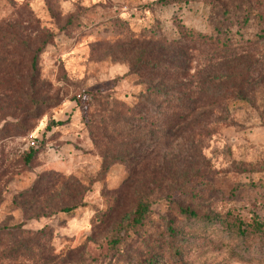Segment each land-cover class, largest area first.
I'll return each instance as SVG.
<instances>
[{
  "label": "rangeland",
  "instance_id": "rangeland-1",
  "mask_svg": "<svg viewBox=\"0 0 264 264\" xmlns=\"http://www.w3.org/2000/svg\"><path fill=\"white\" fill-rule=\"evenodd\" d=\"M157 1L0 0V264H264V0Z\"/></svg>",
  "mask_w": 264,
  "mask_h": 264
},
{
  "label": "trees",
  "instance_id": "trees-1",
  "mask_svg": "<svg viewBox=\"0 0 264 264\" xmlns=\"http://www.w3.org/2000/svg\"><path fill=\"white\" fill-rule=\"evenodd\" d=\"M176 1H183V0H158L157 2L162 3L163 5L168 4L170 2H176ZM188 1V0H185ZM177 41V40H176ZM42 52V48H39V50L36 52V54H34V56L31 59V67L32 69H36L38 66V54ZM147 207L146 206H141V208L137 211V217L138 219H142L144 212L146 211ZM70 209H67L66 211H69ZM187 212V211H186ZM189 213V215H196L195 213H193L192 211L187 212Z\"/></svg>",
  "mask_w": 264,
  "mask_h": 264
}]
</instances>
